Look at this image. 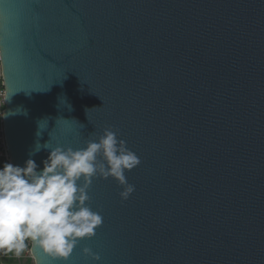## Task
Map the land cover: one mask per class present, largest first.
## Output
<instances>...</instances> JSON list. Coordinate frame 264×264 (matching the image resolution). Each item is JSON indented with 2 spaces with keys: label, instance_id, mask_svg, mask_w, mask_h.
I'll return each instance as SVG.
<instances>
[{
  "label": "water",
  "instance_id": "water-1",
  "mask_svg": "<svg viewBox=\"0 0 264 264\" xmlns=\"http://www.w3.org/2000/svg\"><path fill=\"white\" fill-rule=\"evenodd\" d=\"M0 57L13 163L108 126L142 161L126 201L94 181V238L35 264H264V0H0Z\"/></svg>",
  "mask_w": 264,
  "mask_h": 264
},
{
  "label": "clouds",
  "instance_id": "clouds-1",
  "mask_svg": "<svg viewBox=\"0 0 264 264\" xmlns=\"http://www.w3.org/2000/svg\"><path fill=\"white\" fill-rule=\"evenodd\" d=\"M13 94L4 93L6 103ZM42 147L47 150L42 167L32 158L34 153L23 165L0 163V250L21 257L30 242L52 258L67 261L103 226L102 210L92 204L94 181L114 180L126 201L135 191L126 173L142 161L116 126L105 127L78 147L47 142L37 143L34 151ZM82 253L93 261L101 259L91 246H84Z\"/></svg>",
  "mask_w": 264,
  "mask_h": 264
},
{
  "label": "built area",
  "instance_id": "built-area-1",
  "mask_svg": "<svg viewBox=\"0 0 264 264\" xmlns=\"http://www.w3.org/2000/svg\"><path fill=\"white\" fill-rule=\"evenodd\" d=\"M5 92L6 89L4 85L3 71H2L1 57H0V163H2L4 160H11V156L8 150L7 141L4 133V110L6 107V102L4 99ZM0 258L13 259L18 262L29 260L33 258L32 245L29 242V249H27L21 257H16L14 253L5 254L4 250H0Z\"/></svg>",
  "mask_w": 264,
  "mask_h": 264
},
{
  "label": "rangeland",
  "instance_id": "rangeland-1",
  "mask_svg": "<svg viewBox=\"0 0 264 264\" xmlns=\"http://www.w3.org/2000/svg\"><path fill=\"white\" fill-rule=\"evenodd\" d=\"M0 264H35V261L33 258L22 262H18L13 259L0 258Z\"/></svg>",
  "mask_w": 264,
  "mask_h": 264
}]
</instances>
